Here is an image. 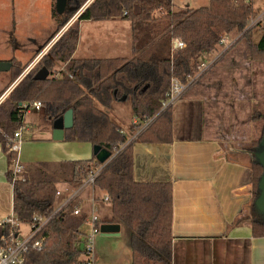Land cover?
<instances>
[{
  "label": "trees",
  "instance_id": "16d2710c",
  "mask_svg": "<svg viewBox=\"0 0 264 264\" xmlns=\"http://www.w3.org/2000/svg\"><path fill=\"white\" fill-rule=\"evenodd\" d=\"M84 1L67 0L61 14L56 12L52 1V35L58 33ZM255 14L250 0H208L206 5L177 9H173L172 0H92L0 104V144L7 158L8 181H12V164L16 158V152L10 149V138L22 126L23 114L31 103L40 101L44 116L52 120L72 109L73 124L65 129L64 140L89 142L113 155L93 181L95 200L102 201L104 195L108 196L109 213L100 215L97 224L118 223L129 229L134 264H170L172 184L134 179L133 143L172 141V106H164L171 81L187 84L202 56L215 51L221 38L239 34L237 40L247 41L250 59L264 61V27L257 38L254 27H248ZM107 19L130 22L131 56L72 57L79 23ZM176 39L185 46L173 48ZM9 61L13 79L22 71V65L13 59ZM58 64H63V68L56 70ZM43 66L49 71L48 77L34 79L36 71ZM118 102H126L136 119L128 126L131 133L148 122L133 140H128L107 111ZM252 119L261 120V127L259 136L244 147L252 171L249 224L254 237H264V219L254 207L263 172L256 152L264 130V113L254 110ZM100 165L92 155L89 159L23 166L24 179L12 182V217L19 226L0 225V237L11 231L16 233L21 224H30L35 214H51L57 202L59 182L77 189ZM77 205L75 199L53 213L35 236L40 248L29 247L24 264H83V250L77 244L83 243L85 233L80 227L88 215L74 214Z\"/></svg>",
  "mask_w": 264,
  "mask_h": 264
},
{
  "label": "crops",
  "instance_id": "0c3cea01",
  "mask_svg": "<svg viewBox=\"0 0 264 264\" xmlns=\"http://www.w3.org/2000/svg\"><path fill=\"white\" fill-rule=\"evenodd\" d=\"M9 2L13 15V0ZM172 3L173 9H177L173 0ZM207 3L208 0L199 6ZM82 22L84 21L79 23L78 40L72 57H86L82 53ZM13 30V21L6 25V31L4 24L0 26L3 38H10ZM108 30L111 35L107 39L111 46L105 45V55L100 57H130V22L112 19ZM3 32H8V35L3 36ZM56 34L52 35L51 32L44 43L36 48H24L26 50L23 52L28 54L26 62L32 58L29 56L32 50L35 54L31 61L38 60L47 50L46 44ZM11 39L10 44L5 40L0 45V61L12 58L23 61L21 56L15 55V43ZM96 40L98 39L94 41ZM90 41L91 39L88 42ZM108 41L105 40V43ZM222 46L224 45L219 43L216 49L218 51H212L214 57L211 65L221 62L213 76L202 85H199L201 82L196 84V80L194 86L192 84V87L186 88L171 102L172 141L133 143L134 179L172 184L170 264H264V237H254L249 224L252 210V171L250 156L242 145L254 139L251 135H246L248 128L252 130L255 122L252 119V83L249 82L252 78L249 79L246 72L251 60L248 46L235 49V44L225 54L226 46ZM210 53L207 57L212 56ZM10 69L0 71V102L21 80L22 71L11 79ZM221 72L229 75L226 81L222 80ZM107 111L121 126L128 140H133L136 133L147 125L144 123L136 133H131L128 126L136 122V119L132 116L130 107L122 102L115 103ZM123 117L126 118L125 121L118 120ZM22 123L17 156L23 166L89 159L93 155L89 142L69 141L64 140V137L60 140L53 139V120L44 116L43 109L34 110L30 107L23 114ZM236 141L239 147L233 146L232 143ZM7 169V158L0 144V223L13 213V188L7 179ZM58 189L60 194L56 204L74 191L62 181L59 182ZM77 200L80 211L89 215L92 205L89 188L84 189ZM105 205L103 201H96L93 205L99 217ZM120 228L121 224L117 236L99 234V237L94 238L92 264H134L129 234L120 238Z\"/></svg>",
  "mask_w": 264,
  "mask_h": 264
},
{
  "label": "rangeland",
  "instance_id": "374dc122",
  "mask_svg": "<svg viewBox=\"0 0 264 264\" xmlns=\"http://www.w3.org/2000/svg\"><path fill=\"white\" fill-rule=\"evenodd\" d=\"M88 0H85L82 4V6L87 2ZM50 2L51 0H13V15H12V7L11 3L9 0H0V26L1 24H4V31H6V25H9L11 21H13L14 25V30L12 33V36L10 38L7 37H2L0 33V45H2L5 40H7V43H9V39L12 37V41L14 40L15 43V55L21 56V60L19 61L20 64L22 65V72L24 69H27L29 67L28 72L35 66V64L38 62L36 61H31L34 57L35 52L32 50L30 53V57H32L28 62H26V59H28V54L26 52H23V50H26L24 48H28L29 46L32 48H36L39 45H42L44 43L45 39L50 36L51 32L53 31L54 26H52V19L50 16ZM174 5L177 6L176 8H180L179 6H185V5H190V7H197L201 5L202 3H206L207 0H173ZM250 7L252 10L256 13L254 17L250 20L249 26L248 27H254V37L257 38L259 35V30L260 28L264 27V0H250ZM81 8V7H80ZM79 8V9H80ZM78 9V10H79ZM76 13V12H75ZM73 14L68 22L58 31V33L53 37V39L46 44L47 47H45V52L42 54L44 55L50 46L54 43V41L59 37V35L64 32L73 22L76 14ZM111 20V21H110ZM112 22V19H107V20H99V21H91V20H85L82 25V53L86 57H100L105 55L104 50H105V45H110V41H108V35H111L109 29V24ZM69 25V26H68ZM8 32H3L2 35L7 34ZM8 35V34H7ZM86 36V38H85ZM104 38V39H103ZM235 38V39H234ZM239 34L232 35L231 37L228 36V38L225 40L224 44L222 45H232L226 52L223 54L227 53L232 47L235 46V49H239V47L247 46V41L245 39H239ZM89 39H91L90 42ZM95 39H98L94 41ZM233 39L236 41V43L233 42ZM105 40L108 41V43H105ZM11 41V42H12ZM6 43V44H7ZM7 44V45H8ZM10 46V45H9ZM222 46V47H224ZM29 47V49H30ZM234 49V51H235ZM123 50H125V47H123ZM216 50L215 52H217ZM233 51V52H234ZM232 53L229 52L227 56H229ZM212 56L207 57L208 54L202 56L201 61H205L206 64H209L214 57V53H210ZM222 54V55H223ZM117 55H122V54H117ZM125 55V54H123ZM249 55V52H248ZM226 56V58H227ZM206 57L208 59H206ZM250 58V57H249ZM13 60L17 61V59L12 58ZM251 60V59H250ZM18 62V61H17ZM217 63V62H216ZM214 63V65H211V67H208L206 70L205 74L198 78L196 81V84L202 85V83L206 82V80L210 77L213 76V73L216 72L221 66V62H219L217 65ZM212 64V63H211ZM63 68V64H58L56 66V70H60ZM211 70H210V69ZM242 68H244L242 66ZM21 72V73H22ZM247 74L248 78H252L249 82L251 84V89L253 92V108H252V113L254 110H258L261 113H264V61H250V65L247 68ZM20 73V74H21ZM222 73V72H221ZM19 74V75H20ZM27 74V73H26ZM246 74V73H244ZM25 76V75H24ZM222 80H227V77L229 76L228 74H223L221 75ZM23 78V77H22ZM203 79V80H202ZM202 80V81H201ZM193 84L192 86H194ZM191 86V87H192ZM9 93H7L5 96L1 98V102L8 96ZM223 100V99H222ZM226 101V100H225ZM224 101V102H225ZM0 102V104H1ZM125 104L127 107L128 104L126 102H122ZM224 106V103L222 104V107ZM119 117V116H118ZM119 121H125L126 118L123 117L118 118ZM254 125L252 130L248 128V131L246 135H251L252 138H257L260 134V127H261V120H254ZM129 130V129H128ZM229 133V131H228ZM235 141V140H234ZM239 141V140H238ZM232 143L233 146H238L237 142ZM250 141L242 144L247 146ZM91 212V211H90ZM109 210L107 204L103 207L101 210V216L108 215ZM90 214V213H89ZM90 223L88 220H86L80 227V230L83 232H89L90 231ZM28 225L27 224H21L20 229L24 233L27 231ZM129 234V229L121 224L120 228V238H124V235ZM99 237V233L95 235V237ZM94 237V238H95ZM95 245V243H94ZM83 246L82 243H78L77 247L81 248ZM94 247V246H93ZM81 258L84 259V255L82 254Z\"/></svg>",
  "mask_w": 264,
  "mask_h": 264
},
{
  "label": "built area",
  "instance_id": "2783aa9c",
  "mask_svg": "<svg viewBox=\"0 0 264 264\" xmlns=\"http://www.w3.org/2000/svg\"><path fill=\"white\" fill-rule=\"evenodd\" d=\"M92 1V0H91ZM88 0L79 10L76 11L75 18L78 17V15L84 10V8L91 2ZM74 18V19H75ZM228 38V36H225L221 38L220 43L224 44L225 40ZM235 39V38H234ZM233 39V42L235 40ZM185 44L181 40H174L172 43L173 48H181L184 47ZM226 46V45H225ZM231 45H227L225 47V50L228 49ZM206 59H208L206 57ZM211 65V62L209 64H206L205 61H201L198 64L196 73L189 78V81L187 84H181L176 79H172L170 91L168 93L167 101L164 103L165 105L171 104L176 98H178L182 92L187 88V86L192 85L200 76V74L207 70L208 67ZM29 67L25 69L22 74L28 72ZM30 107L34 110H41L42 109V103L40 101H34L31 103ZM148 125V122H147ZM146 125V126H147ZM22 126L18 128L14 133L13 136L10 138V149L14 152H16V158L13 161L12 164V170H11V184L16 179H24L22 175L23 171V165L18 160V152L20 149V130ZM105 165V164H104ZM104 165H100L97 169L91 171L87 177L83 180L80 187L77 189H74L72 193L64 197L59 203L55 205L54 211L49 215H41V214H35L32 222L28 224V228L26 232H22L21 229H19L16 233L14 231H11L7 236H1L0 237V264H24V254L28 250L29 247L31 248H40V241L35 238V236L39 233V231L44 227V225L50 220V218L53 216L54 212L62 210L69 202L72 200H75L78 198V196L82 193V191L86 188H89L90 190V198H91V212L86 218V220L89 221L91 227L89 232H85V236L83 239V255H84V261L83 264H92V254H93V241L94 237L97 233H99V226L100 224H97L99 220V216L96 213V208L93 206L96 202L95 200V189L93 188V181L94 178L97 176V174L100 172L101 168ZM60 192L57 191V197L59 196ZM102 201L107 204L108 202V196L104 195L102 197ZM81 211L77 206L74 207L73 213L79 214ZM2 224H9L11 227H17L19 226V223H17L13 217L7 218Z\"/></svg>",
  "mask_w": 264,
  "mask_h": 264
},
{
  "label": "water",
  "instance_id": "95a60500",
  "mask_svg": "<svg viewBox=\"0 0 264 264\" xmlns=\"http://www.w3.org/2000/svg\"><path fill=\"white\" fill-rule=\"evenodd\" d=\"M66 2L67 0H54V6H55V10L57 13L59 14L63 13L65 6H66ZM10 67H11L10 61H0V71H8ZM26 73L21 74L20 79H22V77H24ZM48 75H49L48 69L43 66L39 70L36 71L33 78L37 80H43L46 77H48ZM72 124H73V112H72V109H68L62 115L58 116L57 118L53 120L52 138L56 140L63 139L65 129L71 127ZM92 153L95 156L96 160L101 165L106 164L113 157V155L109 151L105 150L104 148H101L98 145L92 146ZM256 158L258 162L262 165L263 172L258 182L259 194L257 198L255 199L254 207H255L256 212L260 216H262V218L264 219V130H263L262 137L260 140L259 149L256 152ZM99 234L101 236H117L119 234V224L118 223H102L99 226Z\"/></svg>",
  "mask_w": 264,
  "mask_h": 264
}]
</instances>
